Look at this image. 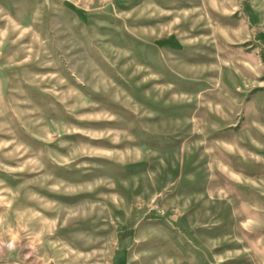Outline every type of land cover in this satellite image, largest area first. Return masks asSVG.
Listing matches in <instances>:
<instances>
[{
  "label": "rangeland",
  "instance_id": "obj_1",
  "mask_svg": "<svg viewBox=\"0 0 264 264\" xmlns=\"http://www.w3.org/2000/svg\"><path fill=\"white\" fill-rule=\"evenodd\" d=\"M0 264H264V0H0Z\"/></svg>",
  "mask_w": 264,
  "mask_h": 264
}]
</instances>
